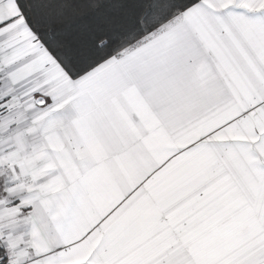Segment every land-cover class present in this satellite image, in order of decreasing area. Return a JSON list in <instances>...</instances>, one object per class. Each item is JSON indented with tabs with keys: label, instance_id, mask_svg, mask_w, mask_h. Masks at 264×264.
Masks as SVG:
<instances>
[{
	"label": "snow or ice",
	"instance_id": "6c2138e0",
	"mask_svg": "<svg viewBox=\"0 0 264 264\" xmlns=\"http://www.w3.org/2000/svg\"><path fill=\"white\" fill-rule=\"evenodd\" d=\"M0 264H264V0H0Z\"/></svg>",
	"mask_w": 264,
	"mask_h": 264
}]
</instances>
